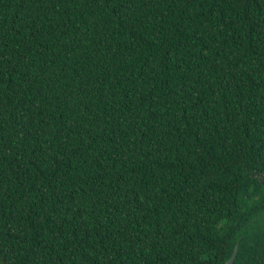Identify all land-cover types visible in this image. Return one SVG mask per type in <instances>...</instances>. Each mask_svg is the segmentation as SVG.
<instances>
[{
	"label": "trees",
	"instance_id": "1",
	"mask_svg": "<svg viewBox=\"0 0 264 264\" xmlns=\"http://www.w3.org/2000/svg\"><path fill=\"white\" fill-rule=\"evenodd\" d=\"M264 264V0H0V264Z\"/></svg>",
	"mask_w": 264,
	"mask_h": 264
},
{
	"label": "water",
	"instance_id": "2",
	"mask_svg": "<svg viewBox=\"0 0 264 264\" xmlns=\"http://www.w3.org/2000/svg\"><path fill=\"white\" fill-rule=\"evenodd\" d=\"M239 250V245L236 244L231 257L224 264H234Z\"/></svg>",
	"mask_w": 264,
	"mask_h": 264
}]
</instances>
